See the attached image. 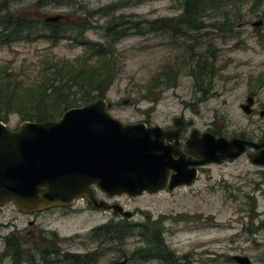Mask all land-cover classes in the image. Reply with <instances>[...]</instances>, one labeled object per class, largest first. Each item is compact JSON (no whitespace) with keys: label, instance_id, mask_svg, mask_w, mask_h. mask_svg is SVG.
Wrapping results in <instances>:
<instances>
[{"label":"rangeland","instance_id":"374dc122","mask_svg":"<svg viewBox=\"0 0 264 264\" xmlns=\"http://www.w3.org/2000/svg\"><path fill=\"white\" fill-rule=\"evenodd\" d=\"M39 1L0 0L8 3L10 10L22 11L41 22L46 16L58 14L69 16L74 24L87 21L84 42L106 46L110 39L105 28L110 24L151 22L184 12L183 0H73L49 2L42 7ZM224 5L219 12L205 10V26L200 31L186 29L189 34L183 37L150 31L136 35L132 31L118 41L117 76L105 98L112 104L110 114L124 124L146 123L163 128L174 127V119L184 116L193 121L184 140L197 129L218 138L263 142L264 0ZM225 18L232 20L229 31L211 27ZM260 20L262 26L253 25ZM124 28L129 25L120 27ZM84 48L71 39L54 46L42 37H34L30 42L0 46V68L18 74L30 84L45 60H73L83 54ZM202 58L209 62L203 72L194 69ZM169 63L182 65L177 87L155 89L156 79ZM250 96L254 97V105L248 114L242 106L247 105ZM22 123L19 114H12L5 124L17 130ZM252 153L255 150L249 148L235 161L203 166L192 186L107 200L132 212L130 219L110 210L95 209L83 200L72 207L33 214L8 203L0 207V264H13L6 240L13 233L27 251L37 245L48 248L40 245V239L55 233L62 241L61 254H97L94 264H117L124 259L128 264H237L232 259L236 255L250 258L252 264H264V166L250 161ZM111 222L134 227L124 245L91 237L93 230ZM141 225L161 232L168 261L146 260L137 253L144 245ZM54 260L56 264H72L66 256Z\"/></svg>","mask_w":264,"mask_h":264},{"label":"water","instance_id":"95a60500","mask_svg":"<svg viewBox=\"0 0 264 264\" xmlns=\"http://www.w3.org/2000/svg\"><path fill=\"white\" fill-rule=\"evenodd\" d=\"M65 15L44 17L57 23ZM260 27L263 21L253 23ZM128 101H124L127 103ZM254 97L242 109L252 113ZM105 99L66 111L56 121L24 122L11 130L0 121V207L15 204L32 214L52 208L70 207L79 198L96 209L112 210L130 219L132 212L119 204L100 201L95 189L109 198L156 194L192 186L198 167L235 161L248 148L256 152L250 161L264 166V141L216 137L211 132L192 130L185 149L198 159L187 158L181 134L193 121L174 119L175 129L146 123L124 124L109 112ZM237 264H252L246 256H233ZM117 264H128L122 260Z\"/></svg>","mask_w":264,"mask_h":264},{"label":"trees","instance_id":"16d2710c","mask_svg":"<svg viewBox=\"0 0 264 264\" xmlns=\"http://www.w3.org/2000/svg\"><path fill=\"white\" fill-rule=\"evenodd\" d=\"M73 0H40L39 7L49 2L61 4ZM184 12L175 18H161L155 21H130L117 22L108 25L106 36L109 44H87L84 35L87 31L85 24H74L69 16L57 23H45L34 20L32 16L22 11L10 10L8 3L0 2V46H11L22 41H32L34 37H42L58 45L63 39H71L73 43L85 45L82 55L73 60H45L42 68L30 83H25L19 75L1 70L0 68V121L7 123L10 115L19 114L24 122H46L59 120L63 114L72 109L83 107L100 99H105L117 76V57L115 44L131 35L146 32H168L174 38L188 35L192 31H200L205 26L203 16L205 10L211 9L219 12V7L237 4L241 0H183ZM261 1V0H260ZM209 4V5H208ZM222 15H229L222 13ZM231 19L225 18L224 22L211 24L218 31H229L233 24ZM125 25L129 28L120 29ZM41 27V29H40ZM112 41V42H111ZM194 56V55H192ZM198 69L203 72L204 65L208 66L205 58L199 59ZM197 64V65H198ZM181 64L169 63L156 79L155 89L167 90L178 85ZM213 67V65H212ZM194 73V72H193ZM4 74V75H3ZM262 80H258L260 84ZM153 84V83H152ZM150 89V88H149ZM150 90H148V93ZM139 232L144 239V245L138 248L137 253L143 259H158L165 261L169 258L164 252L169 253L165 246L161 232L152 229L149 225L139 226ZM134 227L125 223L115 224L111 222L92 231L94 240L103 239L104 243L111 245H124L126 237L134 230ZM11 253L13 264H56L53 259L66 256L72 264H94L95 255L61 254L59 244L62 242L54 233L42 235L38 247L24 250L21 240L13 233L6 239ZM96 256H98L96 254ZM95 256V257H96Z\"/></svg>","mask_w":264,"mask_h":264},{"label":"flooded vegetation","instance_id":"af4514ba","mask_svg":"<svg viewBox=\"0 0 264 264\" xmlns=\"http://www.w3.org/2000/svg\"><path fill=\"white\" fill-rule=\"evenodd\" d=\"M189 127H187V128H185L184 130H183V132H182V134H181V147H182V150L187 154V158H192V159H194V160H197L199 157H198V155L196 154V153H194V152H188V151H186V149H185V141H186V139L184 140V135H185V131H186V129H188ZM165 129H170V128H165ZM171 129H175V127H172ZM223 162H225V161H223ZM223 162H221V163H223ZM220 164V163H219ZM200 168H203V166H200V167H198V172L200 173ZM95 194H96V197L100 200V201H102V200H104V201H106V202H108L107 200L109 199V197L105 194V193H102V192H99L97 189L95 190ZM101 194V195H100ZM83 201H87V200H83ZM88 202V201H87ZM109 203V202H108ZM110 204V203H109ZM112 205V204H111ZM111 211V210H110ZM31 225H33V224H31Z\"/></svg>","mask_w":264,"mask_h":264}]
</instances>
